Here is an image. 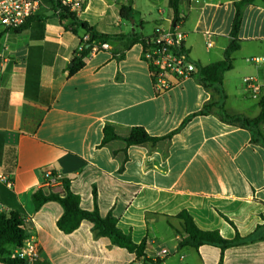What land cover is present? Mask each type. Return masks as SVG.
Here are the masks:
<instances>
[{
    "label": "crops",
    "instance_id": "1",
    "mask_svg": "<svg viewBox=\"0 0 264 264\" xmlns=\"http://www.w3.org/2000/svg\"><path fill=\"white\" fill-rule=\"evenodd\" d=\"M131 7L134 8V0ZM240 0H183L178 28L184 47L198 67L223 59ZM129 0H88L77 15L108 35L150 36L156 28L173 27L168 0H146L157 16L149 33L143 21L119 17V4ZM170 12L163 16L161 6ZM42 37L34 25L14 34L0 27V212L17 211L39 250L33 264H142L134 253L96 236L83 220L71 233L56 222L60 204L49 201L35 209L39 189L61 193L58 183L46 186L44 173L69 183L84 211L111 216L135 243L145 242L144 255L158 264H264V123L259 135L225 120L259 114V96L243 94V79L264 84V0L242 8L232 53V68L220 85H209L194 73L179 85L155 95L141 45L128 48L111 40L108 49L92 52L84 66L68 74L79 39L40 0ZM138 28L140 30H138ZM35 34V36H34ZM33 35V37H32ZM78 35L85 37L82 31ZM209 44V45H208ZM260 58L258 63L248 58ZM38 67L37 83L27 82V69ZM207 106V107H206ZM201 111L203 113H201ZM110 126L119 137L142 127L155 142L126 145L121 139L102 142ZM187 211L201 230H218L233 239V223L242 242L220 250L177 247L183 235L176 215ZM13 253L16 248H10ZM166 255L161 254L162 251Z\"/></svg>",
    "mask_w": 264,
    "mask_h": 264
},
{
    "label": "trees",
    "instance_id": "2",
    "mask_svg": "<svg viewBox=\"0 0 264 264\" xmlns=\"http://www.w3.org/2000/svg\"><path fill=\"white\" fill-rule=\"evenodd\" d=\"M49 3L52 10V15L57 17L60 22L67 21L66 29L79 39L80 48L76 50L71 59V66L68 68V74L73 75L79 71L85 63L86 58L89 57L93 49L98 48L102 43H108L111 40H120L123 42L124 47L139 43H143L144 37L138 33H128L119 35H108L98 32L94 27L90 26L86 21L79 19L78 15L69 11L66 6L61 5L59 0H44ZM183 0H168V7L172 12L173 22L179 21V4ZM253 0H240L234 4L235 12L231 22L230 28V41L223 52V59L212 64L199 67L197 71L198 77L202 82L209 85H220L222 82L223 74L232 68V53L239 48L237 38L238 30L242 18V8L246 4H250ZM119 17L121 20H131L133 9L131 6L119 4ZM48 19L44 15L37 13L28 18L23 24L17 28L8 30L14 34H19L22 31L34 25L36 37H42L43 23ZM78 30L82 31L85 35L84 38L78 35ZM35 36V34H34ZM33 37V35H32ZM39 69L34 71L27 69L26 83H37ZM207 107V106H206ZM260 111L256 118L247 119L240 116H230L223 109L222 104H219V110L222 117L233 123L249 128L253 134L260 136L257 126L264 123V89L259 97ZM201 113H203L201 111ZM104 137L102 142H108L114 139H121L126 145H138L147 142H155L159 138L149 136L142 127L132 128L126 137H119L114 129L106 126L103 130ZM52 174H54L52 172ZM62 187L61 193H53L44 189L37 190L32 195L34 207L38 210L43 204L49 201H55L60 204L62 214L56 222L57 228L65 234L71 233L76 230L83 220L89 221L93 224V229L96 236L107 237L110 241L127 251L134 253L136 259L143 261L142 264H158L159 260L151 261L146 259L144 255L145 242L142 240L135 243L129 234H124L117 226L116 219L111 216L104 218L100 217L97 210L84 211L79 207V198L73 194L69 189V183L65 179L60 180ZM180 221L183 235L177 242V247H191L197 249L202 245H212L223 250L237 246L242 242V237L239 236L235 226L228 219V223L234 228L235 236L233 239H224L218 230H201L199 229L192 217L187 211H181L176 215ZM28 233L24 228L23 218L17 211H12L8 215L0 212V263L1 264H20V259L11 257L12 253L10 248L21 247ZM222 254L218 264H221Z\"/></svg>",
    "mask_w": 264,
    "mask_h": 264
},
{
    "label": "built area",
    "instance_id": "3",
    "mask_svg": "<svg viewBox=\"0 0 264 264\" xmlns=\"http://www.w3.org/2000/svg\"><path fill=\"white\" fill-rule=\"evenodd\" d=\"M61 5L69 11L78 14L88 0H59ZM40 8V0H0V27L4 31L17 28L28 18L35 15ZM174 22L173 27L167 30L156 28L154 32L144 37L141 45V59L148 68L152 88L155 95H160L179 85L183 80L191 77L199 70V67L191 59L189 52L184 47L185 35ZM209 45V44H208ZM108 49L107 43H102L93 53ZM91 52V53H92ZM247 62L258 63L260 58H248ZM263 85L254 78L243 79L242 93L252 98L259 96ZM46 186L60 183V176L47 171L43 175ZM0 182L10 185V181L1 178ZM166 255L165 250L162 251ZM14 259H20V264H33L39 259V250L36 241L28 236L21 247H17L11 255Z\"/></svg>",
    "mask_w": 264,
    "mask_h": 264
},
{
    "label": "rangeland",
    "instance_id": "4",
    "mask_svg": "<svg viewBox=\"0 0 264 264\" xmlns=\"http://www.w3.org/2000/svg\"><path fill=\"white\" fill-rule=\"evenodd\" d=\"M134 5L135 10H133L132 17L136 19L137 22L139 20L143 21V31L141 32L149 33L153 27L154 19L157 16V11L155 10L156 8L147 4L146 0H134ZM160 8L163 11V16H167L169 14L170 9L166 5H163ZM138 30L140 29L138 28Z\"/></svg>",
    "mask_w": 264,
    "mask_h": 264
},
{
    "label": "water",
    "instance_id": "5",
    "mask_svg": "<svg viewBox=\"0 0 264 264\" xmlns=\"http://www.w3.org/2000/svg\"><path fill=\"white\" fill-rule=\"evenodd\" d=\"M128 6H131V1L129 0V2H128Z\"/></svg>",
    "mask_w": 264,
    "mask_h": 264
}]
</instances>
